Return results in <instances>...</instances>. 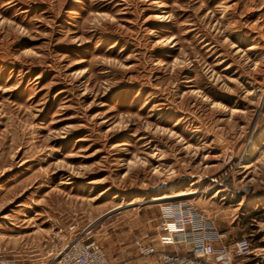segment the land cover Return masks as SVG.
Returning a JSON list of instances; mask_svg holds the SVG:
<instances>
[{
  "label": "rangeland",
  "instance_id": "rangeland-1",
  "mask_svg": "<svg viewBox=\"0 0 264 264\" xmlns=\"http://www.w3.org/2000/svg\"><path fill=\"white\" fill-rule=\"evenodd\" d=\"M178 202L264 248V0H0V260L137 261Z\"/></svg>",
  "mask_w": 264,
  "mask_h": 264
},
{
  "label": "built area",
  "instance_id": "built-area-1",
  "mask_svg": "<svg viewBox=\"0 0 264 264\" xmlns=\"http://www.w3.org/2000/svg\"><path fill=\"white\" fill-rule=\"evenodd\" d=\"M223 238L205 213L190 203L178 202L161 210L158 232L154 236L137 237L133 247L139 264H230L234 259L264 263V248L255 249L250 238L228 244H224ZM0 264L12 262L0 260ZM53 264L130 263L110 261L104 249L82 233L58 252Z\"/></svg>",
  "mask_w": 264,
  "mask_h": 264
},
{
  "label": "bare ground",
  "instance_id": "bare-ground-1",
  "mask_svg": "<svg viewBox=\"0 0 264 264\" xmlns=\"http://www.w3.org/2000/svg\"><path fill=\"white\" fill-rule=\"evenodd\" d=\"M195 192L192 190H179V191H174L170 193H165L163 196H156L152 197L149 202H162V201H167L171 199H177L181 197H187L190 195H193ZM134 203L129 204V206L133 205Z\"/></svg>",
  "mask_w": 264,
  "mask_h": 264
},
{
  "label": "crops",
  "instance_id": "crops-1",
  "mask_svg": "<svg viewBox=\"0 0 264 264\" xmlns=\"http://www.w3.org/2000/svg\"><path fill=\"white\" fill-rule=\"evenodd\" d=\"M221 232V231H220ZM222 233V232H221ZM223 234V233H222ZM142 236V235H141ZM244 261V260H243ZM243 261L241 259H234L230 264H240ZM254 262V261H253ZM130 264H139V261H129ZM255 263V262H254ZM257 264V263H256Z\"/></svg>",
  "mask_w": 264,
  "mask_h": 264
},
{
  "label": "clouds",
  "instance_id": "clouds-1",
  "mask_svg": "<svg viewBox=\"0 0 264 264\" xmlns=\"http://www.w3.org/2000/svg\"><path fill=\"white\" fill-rule=\"evenodd\" d=\"M166 242H168V241L166 240Z\"/></svg>",
  "mask_w": 264,
  "mask_h": 264
}]
</instances>
